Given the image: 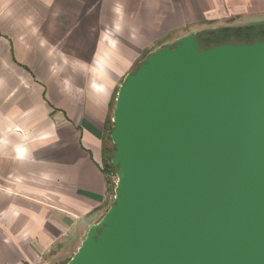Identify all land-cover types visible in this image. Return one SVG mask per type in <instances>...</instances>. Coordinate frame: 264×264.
Masks as SVG:
<instances>
[{
  "label": "water",
  "instance_id": "water-1",
  "mask_svg": "<svg viewBox=\"0 0 264 264\" xmlns=\"http://www.w3.org/2000/svg\"><path fill=\"white\" fill-rule=\"evenodd\" d=\"M231 24L162 43L123 77L109 203L42 264H264V41L217 44L264 19Z\"/></svg>",
  "mask_w": 264,
  "mask_h": 264
},
{
  "label": "crops",
  "instance_id": "crops-1",
  "mask_svg": "<svg viewBox=\"0 0 264 264\" xmlns=\"http://www.w3.org/2000/svg\"><path fill=\"white\" fill-rule=\"evenodd\" d=\"M264 0H0V264H42L108 205L103 147L123 77Z\"/></svg>",
  "mask_w": 264,
  "mask_h": 264
},
{
  "label": "flooded vegetation",
  "instance_id": "flooded-vegetation-1",
  "mask_svg": "<svg viewBox=\"0 0 264 264\" xmlns=\"http://www.w3.org/2000/svg\"><path fill=\"white\" fill-rule=\"evenodd\" d=\"M225 35V34H224ZM226 38L218 40L217 44H250L257 41H264V28L263 29H249L245 28L234 34H226ZM221 40L223 42H221ZM213 44V43H212ZM215 44V43H214ZM211 46V45H209ZM208 46V47H209Z\"/></svg>",
  "mask_w": 264,
  "mask_h": 264
},
{
  "label": "trees",
  "instance_id": "trees-1",
  "mask_svg": "<svg viewBox=\"0 0 264 264\" xmlns=\"http://www.w3.org/2000/svg\"><path fill=\"white\" fill-rule=\"evenodd\" d=\"M257 26H263V25H252V27H257ZM239 28L241 27H226L225 30L231 31V30H237ZM221 42L223 41L221 40ZM111 130H112V123H111V117H110L109 126L106 129V139H105L104 147H103V158H104L103 169H104V173L106 174L108 178L110 190L112 192L113 185H114L113 176H114L115 167L110 163V159L114 151V147L112 145H109L111 144L110 138H109V134Z\"/></svg>",
  "mask_w": 264,
  "mask_h": 264
},
{
  "label": "rangeland",
  "instance_id": "rangeland-1",
  "mask_svg": "<svg viewBox=\"0 0 264 264\" xmlns=\"http://www.w3.org/2000/svg\"><path fill=\"white\" fill-rule=\"evenodd\" d=\"M232 23H235V22H232ZM232 25L231 23H218L217 25ZM210 25H215V24H210ZM209 25H205V26H200V27H197V28H193V29H185V30H183V32H184V34L185 33H187V32H189V31H191V30H194V29H200V28H203V27H208ZM115 97V96H114ZM113 103H114V98L112 99V103H111V107L113 108ZM112 108H111V110H112ZM109 145H111V144H109ZM111 192V191H110ZM66 262V260H63V261H58V262H56V264H64Z\"/></svg>",
  "mask_w": 264,
  "mask_h": 264
}]
</instances>
